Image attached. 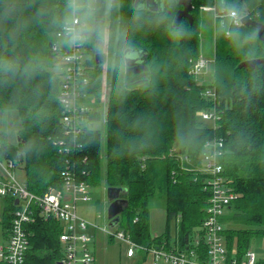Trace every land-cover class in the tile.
<instances>
[{"label":"trees","instance_id":"trees-1","mask_svg":"<svg viewBox=\"0 0 264 264\" xmlns=\"http://www.w3.org/2000/svg\"><path fill=\"white\" fill-rule=\"evenodd\" d=\"M192 1L193 22L188 18L181 21L188 35L176 37L163 24L133 26V13L140 0H119L113 19L127 29L131 44L138 50H147V68L139 72L127 69L119 84L123 91H119L109 52L105 130L88 124L101 119L97 106L83 113L85 120L79 133L67 131L63 108L56 98L62 73L55 93H51L46 75L27 84L17 81L0 86V105L16 104L20 117L17 140L0 148V161H12L15 168L24 164L26 187L42 195L51 188L63 187L64 170H70L88 185L101 183L105 155L107 187L123 188V210L117 226L134 241L149 247L165 244L166 248H185L194 245L211 196L200 170L201 154L208 140H221L223 175L234 193L223 221L230 218L240 223L239 227L225 228L223 235L229 255L241 260L253 239L264 236V63L254 68L261 72L250 80L252 69L239 66L245 60L214 27L212 79L201 81L192 75L191 59L202 53L203 12L210 7L215 15L216 0ZM55 3L57 0H36V7ZM149 4L152 11L158 10L157 0ZM180 8L179 4L169 15L175 17ZM257 11L264 12V0H259ZM22 43L26 50L46 58L50 66L61 65L51 48L52 36L43 25L33 24ZM86 52L91 65L85 87L90 95L87 100L100 105L103 65L97 66L92 48H86ZM149 66L155 71L150 72ZM209 88L214 96L206 95ZM34 89H39L40 94L36 95ZM200 110L214 111L215 122H206L198 114ZM181 124L197 129L194 141L177 139L176 129ZM29 143L34 145L33 150L23 151ZM157 195L164 197L167 220L165 231L154 236L150 231V200ZM1 204L0 224L8 241L19 205L8 195H0V209ZM25 229L29 239L25 264H62L64 246L60 234L64 226L58 219L45 217L35 207L33 220ZM0 264L8 263L0 260Z\"/></svg>","mask_w":264,"mask_h":264},{"label":"clouds","instance_id":"clouds-1","mask_svg":"<svg viewBox=\"0 0 264 264\" xmlns=\"http://www.w3.org/2000/svg\"><path fill=\"white\" fill-rule=\"evenodd\" d=\"M159 8L152 11L148 0H140L132 17V24L141 27L144 23L165 25L171 35L184 37L188 29L182 22L174 25L171 10L179 0H157ZM119 0H57L52 5L36 7V0H0V86L14 82L30 83L38 76H47L51 93H55L63 71L59 64L50 66L40 54L28 51L23 46V37L33 24L43 25L50 32L53 50L61 51L92 48L96 55L106 56L111 51V67L118 76V90L130 65L129 59H137L139 50L128 40L127 29L113 19ZM259 0H216L215 31L230 40L243 59L253 62L264 59V12L257 11ZM35 9V11H33ZM264 68V65L261 66ZM148 70L155 71L149 66ZM261 69H252L249 79L255 80ZM36 95L39 89L33 90ZM14 103L0 105V148L11 146L15 137L16 113ZM197 129L194 126L178 125L177 139L194 141ZM29 143L23 151H32Z\"/></svg>","mask_w":264,"mask_h":264},{"label":"built area","instance_id":"built-area-1","mask_svg":"<svg viewBox=\"0 0 264 264\" xmlns=\"http://www.w3.org/2000/svg\"><path fill=\"white\" fill-rule=\"evenodd\" d=\"M205 9H211L205 7ZM53 50V42L51 43ZM54 51V50H53ZM55 52V51H54ZM56 53V52H55ZM57 57L62 66V86L57 93V100L63 108V120L68 132L77 134L81 131V123L85 120L86 111H92L86 102L90 95L85 90L89 79L87 72L91 65L87 62L86 48L78 50H63ZM213 58L200 54L190 62V73L195 77L201 76ZM107 84L104 93L107 96ZM206 95L214 96L212 89L206 90ZM198 114L205 120L215 122L217 115L214 111L200 110ZM223 142L216 138L205 143L201 154L202 165L200 170L204 173L206 187L211 191L207 214L203 224L194 237L193 244L185 248L175 245L166 248L160 246H147L134 241L130 234L116 225L99 226L90 222L77 213L78 200H90L88 184L78 180L70 170L63 171V187L51 188L42 195L31 192L27 187L20 185L10 171L15 168L9 161L3 165V177L0 178V195L19 199L18 208L13 217L11 234L7 242L0 246V260L8 264H25L29 239L25 226L33 220L35 207L45 217L53 216L64 226L60 240L64 246L62 264H94L95 256L91 244L94 235L91 228L99 229L105 234L122 240L126 243V255L135 257L140 255L150 257L152 264H256L257 252L249 248L244 257L239 260L229 255L223 230V217L234 193L229 190L223 175V165L220 162Z\"/></svg>","mask_w":264,"mask_h":264},{"label":"rangeland","instance_id":"rangeland-1","mask_svg":"<svg viewBox=\"0 0 264 264\" xmlns=\"http://www.w3.org/2000/svg\"><path fill=\"white\" fill-rule=\"evenodd\" d=\"M206 12H203L204 21L202 24V32H201V52L208 58H213L214 55V13L211 9H205ZM206 73L199 76V80L208 81L212 79L213 76V64L210 63L206 68ZM103 93L101 95V102H95L94 100L87 101L86 104L89 107H99L102 117L99 120L92 121L88 123L91 126H97L101 129L105 130V114L107 111V103H108V95L106 96L104 93V87L108 83L106 80L107 76V63L103 64ZM142 77H146V74H142ZM108 85V84H107ZM107 94H108V86H107ZM211 123L209 120L206 121ZM103 147L105 150V141L103 143ZM7 165V164H5ZM106 159L105 155L103 157V171H102V180L101 183L96 185H89L88 189L90 192L91 199L86 200H78L76 203L77 213L89 220L92 223H95L99 226H109L110 219L108 217V206L110 204L107 196V184L105 179V166ZM10 171L12 175L15 177L17 182L26 187L27 185V174L24 164H18L16 168H11ZM2 204L0 209V217L2 215ZM154 223V230L151 226V231L166 229V211H165V202L164 197L157 195L150 200V220ZM154 219V220H153ZM224 229L231 227H239L240 223L238 221L232 220L230 218L224 221ZM171 229L174 231L175 223L171 222ZM90 232L94 235V244L92 242L91 248L95 253V263L94 264H152V260L150 257L143 259L140 255H136L135 257H128L126 255L127 245L124 241L112 238L111 236L105 234L99 229L91 228ZM96 235V236H95ZM259 239V237L254 238ZM225 240V236H224ZM7 240L3 235V229L0 224V246L3 245ZM233 252H237V246L234 245Z\"/></svg>","mask_w":264,"mask_h":264},{"label":"water","instance_id":"water-1","mask_svg":"<svg viewBox=\"0 0 264 264\" xmlns=\"http://www.w3.org/2000/svg\"><path fill=\"white\" fill-rule=\"evenodd\" d=\"M179 4L181 5V8L176 12V15L174 17V25H179L183 18H188L190 22H193V14L192 10L194 8L193 1L192 0H179ZM157 6L155 7V9ZM260 39H264V30L260 33ZM139 57L137 59H129L127 63L130 65L128 68V71L131 69L134 72H139L142 69L147 68V50H139ZM96 64L99 67L100 65H103L107 61V55L106 56H99L95 55ZM261 63H264V59H259L253 62L248 61H242L240 63V67H249L251 69H254L258 67ZM123 191V188L121 187H115V186H109L107 187V196L108 200L110 202L108 206V217L110 219V226L116 225L120 220V213L123 210V203L122 198L120 197L121 193ZM16 203H18L19 199L15 200Z\"/></svg>","mask_w":264,"mask_h":264},{"label":"crops","instance_id":"crops-1","mask_svg":"<svg viewBox=\"0 0 264 264\" xmlns=\"http://www.w3.org/2000/svg\"><path fill=\"white\" fill-rule=\"evenodd\" d=\"M205 73L206 72H204L203 74H205ZM19 128H20V117H19V114L17 112L16 113V123H15V137L12 140V142H15L17 140V133H18ZM4 164L5 163H3V162L0 161V178L3 177V165ZM151 226L153 227V230H154V223L152 222V219L150 220V231H151ZM164 231H162V230H155V232L154 231H151V233H152V235L156 236V235H159V234L163 233ZM94 242H93V244H94ZM250 248L254 249L257 252V260H258V263L259 264H264V236L259 237V239L253 240ZM92 251H93V249H92ZM93 254L95 256L94 251H93ZM95 259H96V257H95Z\"/></svg>","mask_w":264,"mask_h":264},{"label":"flooded vegetation","instance_id":"flooded-vegetation-1","mask_svg":"<svg viewBox=\"0 0 264 264\" xmlns=\"http://www.w3.org/2000/svg\"><path fill=\"white\" fill-rule=\"evenodd\" d=\"M149 2H153V3H155V0H148V3H149Z\"/></svg>","mask_w":264,"mask_h":264}]
</instances>
